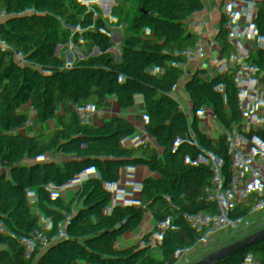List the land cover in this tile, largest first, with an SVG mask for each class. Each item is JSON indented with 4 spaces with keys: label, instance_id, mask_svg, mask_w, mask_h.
<instances>
[{
    "label": "trees",
    "instance_id": "16d2710c",
    "mask_svg": "<svg viewBox=\"0 0 264 264\" xmlns=\"http://www.w3.org/2000/svg\"><path fill=\"white\" fill-rule=\"evenodd\" d=\"M194 1L155 0L154 4L174 11L177 28L193 31L201 23L192 18L189 10ZM21 3L27 21L18 24L13 36L0 48V264H94L97 256L85 246L67 248L59 255L42 253L34 237L54 234L61 239L69 228H75L83 238H89L98 224L103 226L108 264H169L159 256L155 243L165 236L173 239L184 259L194 252L201 254L202 237L196 214L200 195L171 207L162 197L147 201L143 196L147 192L145 181L158 170L149 158V148L162 140L164 133L152 115L148 92L135 77L148 58L147 41L139 34V19H144L139 5L124 0L123 22L114 26L108 7L100 0H0V7ZM244 13L264 27V0H252ZM77 22L83 30L91 31L80 39V45L88 52L97 51L98 59L78 69L91 106L75 119L76 134L71 145L77 149L70 150L59 135H47L37 128V116L10 120L4 105L29 79V58L38 53L55 58L49 47L39 48L43 43L40 38L55 52L68 54L73 64L88 61L77 49L76 38H67L65 30L60 29L65 28L70 37H76ZM257 53L264 56V31L263 39L254 40L253 51H244L239 60H251ZM44 65L42 62L35 70ZM225 99L231 112L245 117L248 124L242 137L233 124L224 125L216 134L214 154L218 165L227 170V176H216L204 190L217 198L219 210L227 216L242 179V168L255 154L264 135V116L249 101L230 93ZM33 110L39 115L37 109ZM206 110L215 111L214 103L207 97L185 118L183 129L203 126ZM57 127L64 130L61 122ZM40 128L43 130V123ZM186 152L182 143L175 168L181 177L180 184L190 188L197 179ZM62 158L71 163L73 158H81L78 189L71 179L76 175L72 166ZM30 172L41 177L42 186L36 185L27 196ZM55 177L59 179L57 184H53ZM147 203L144 218L152 230V247L132 225L133 217ZM179 215H184L183 221L177 219ZM26 232L34 237L20 242ZM10 251H15L14 257L9 256ZM217 263L229 264L222 259Z\"/></svg>",
    "mask_w": 264,
    "mask_h": 264
},
{
    "label": "crops",
    "instance_id": "0c3cea01",
    "mask_svg": "<svg viewBox=\"0 0 264 264\" xmlns=\"http://www.w3.org/2000/svg\"><path fill=\"white\" fill-rule=\"evenodd\" d=\"M252 0H241L239 9L245 11L246 6ZM225 0H210L207 4L209 15L207 19L200 23L198 29L189 31L192 33V39L190 45L198 53V57L203 56V40L205 37L210 35L215 29L221 28L224 26V21L221 17L217 16L214 12V9L224 3ZM142 23L139 29L140 37L145 41H158L161 39V34L156 30L152 18L139 19ZM27 21V18H24L20 21L19 24H23ZM65 30V35L67 38H76L77 49L80 50L83 59L88 61L83 62L81 65H76L71 62L68 54L62 55L61 53L55 52L52 46L46 45L49 47L55 55V58L50 57L47 53L38 54L34 59L40 58L39 55H42V62H45L46 67H40L37 70L36 79L30 80V87L26 92L24 91V84L20 85L16 93L9 97V103L5 106L7 113L11 116L12 119L21 118V108H24L26 113L34 114L31 112L34 108L40 110L39 115L34 114L39 118V127L44 123L45 126L51 127L53 123V112L56 111L57 114H71L77 113L74 108H61L58 104L62 101H70L71 99L79 98L75 97L74 93L77 91L78 79L76 75L68 74L63 80L59 79L56 82V76L53 75L51 69H56L58 72L61 70L70 73V69L74 68L79 73V77L82 81V75L79 72V68L86 65L94 64L98 59L97 51L88 52L86 51L85 46L80 45V39L82 37L88 36L90 30H83L80 23H76L77 36L70 37L65 28H60ZM10 30V23L8 20L0 21V36ZM188 31L187 29H183ZM264 27H259V33L255 39H263ZM41 45V47H44ZM163 57V53H160V59ZM253 58L258 60L261 64V74L260 79L257 80L254 76H249L251 82L254 85V97L256 100L264 104V56L260 53H257ZM40 62V64H42ZM43 66V65H41ZM195 67L194 59H185L179 61L172 70V85L168 91H163L161 88V75L162 69L159 61L154 62L150 69L144 74H140L139 71L135 73L136 81L140 86H142L149 94V104L152 111L154 119L158 122L160 127L163 130L164 137L162 140L154 143L149 151L158 150L161 151L162 157L164 159V167L166 170L175 168L180 157L181 146L183 143V131L187 129H181L177 125L183 123L185 118L192 113V108H198L201 104L206 101V96L204 95L203 81L201 79L193 80L189 76V71ZM62 72V71H61ZM63 73V72H62ZM47 76H52L53 80H49ZM82 86V83H81ZM49 90L50 94L46 91ZM47 93V94H46ZM55 93V94H54ZM66 94V95H64ZM21 101H24L25 104H22ZM57 101L56 107L53 105L44 112V106L46 104H54ZM75 101V100H74ZM21 104L24 107H18L17 103ZM84 99L81 100V105L84 108L83 103H86ZM7 103V102H6ZM67 104V102L65 103ZM262 115L264 111L262 109L257 110ZM70 112V113H69ZM177 113V116L175 115ZM42 114V115H41ZM214 112L206 110L205 112V121L201 127L200 139L203 142V149L200 154L194 157L198 161V164L193 166V171L196 176V183L191 185L190 188L183 187L180 184L178 179H172L168 182V187L165 189L155 188L153 191H150L146 194V200L154 201L156 198H164L168 201L167 206L171 207L179 202L188 201L189 198H192L195 195H200V202L202 206L199 209V212L204 215L208 220V227L201 231L202 239L209 233L214 234L218 238V243L222 249V255H220V260H227L231 264L229 255L232 254L234 259V264H264V239L259 238L255 240L252 244L245 246L240 241V232H237L234 237L231 239V242L228 241V234L233 231L238 225L239 221L231 220L229 224L224 223L220 214L215 213L210 210L209 206L211 203L209 201H204L203 197L205 195V188L210 184L211 180L216 176H224L225 173L219 168L214 167L213 169L207 164V158L210 155V150H213L214 143L216 141V133L220 129L216 125H211L210 117ZM41 115V116H40ZM176 116V117H175ZM46 117V118H45ZM43 119V120H42ZM243 120H246L242 116ZM61 122V126L65 131H69V126L71 125V120L68 117L59 118L58 124ZM40 130H42L40 128ZM44 131V130H43ZM48 132V131H45ZM59 134V133H58ZM66 146V144H65ZM70 150H76L75 146H72L70 143L67 145ZM255 156L258 160L264 158V135L256 149ZM72 166L78 167L75 171V176L73 179L76 180L77 185L80 182L82 163L77 161L72 162ZM249 173L242 172V179L240 184L236 187V193H238L244 204H245V183ZM79 180H78V179ZM41 177L34 175L33 178L30 177L26 180V185L28 191H33L35 186H42ZM31 182H34L33 186ZM251 184V183H250ZM198 198V199H199ZM149 204L147 203L139 212V217L137 221L132 222V225L139 230L141 235L144 238V241L147 242L150 246H153L152 242V230L147 224L144 215L148 208ZM246 206V205H245ZM242 215L244 218L248 215L249 211L247 207L242 210ZM184 217V216H183ZM182 216L180 218L183 219ZM98 224L95 226V234L89 238H83L75 228H69L67 234L58 239V243L55 245L52 254L59 255L65 249L71 248L74 246H85L92 250L96 256L97 260L94 264H105V240L103 234V226L101 231L99 230ZM34 235L31 232L23 233L20 237V242H27L32 239ZM171 251H176L180 254V259H177L174 264H179L184 258L178 249L175 246V243L171 237L168 236L167 246L158 247V253L161 259L166 261L169 264H172V255ZM10 257L15 256V251L9 252ZM2 255L0 254V258Z\"/></svg>",
    "mask_w": 264,
    "mask_h": 264
},
{
    "label": "built area",
    "instance_id": "2783aa9c",
    "mask_svg": "<svg viewBox=\"0 0 264 264\" xmlns=\"http://www.w3.org/2000/svg\"><path fill=\"white\" fill-rule=\"evenodd\" d=\"M100 1L108 7L111 23L114 26L121 24L123 22L124 0ZM154 1L130 0L131 3L139 5L141 17L153 19L156 30L161 34V39L158 41L150 40L147 42L148 58L144 67L139 70L140 74H144L154 62L159 61L162 69L161 88L163 91H168L172 85V70L176 64L187 58L194 59L195 67L189 71V76L193 80L201 79L203 81L204 95L215 105V111H213L214 114L211 115L209 123L218 126L219 130L226 124H233L238 128L240 137H242L248 130L247 121L243 120L242 116L234 115L231 112V105L225 99V95L230 93L239 100L251 102L256 110L262 109L264 111V104L254 97V85L249 78V76H254L257 80L260 79L261 64L255 58L239 60L244 51L248 54L254 49V40L259 33L257 22L246 17L245 13L239 9L241 0H225L224 3L214 9L215 14L224 21V26L215 29L210 35L205 37L203 40L205 46L203 47L204 55L198 57L196 50L189 44L192 39V33L177 28L174 11L167 6L157 8ZM207 4L202 0H196L189 5L190 13L195 21L203 22L207 19L209 15ZM25 17L24 3L16 6L4 4L0 7V21L8 20L10 23V30L0 36V48L3 47L7 39L13 36L14 28ZM39 48L43 47L40 45ZM160 53H163L161 59ZM41 56L39 55L40 58L37 60L31 58L34 62L33 66H30L31 72H34L40 62L43 61ZM195 111L196 108H192V113ZM177 126L181 129L183 128L180 123ZM201 127L191 126L183 134V143L187 148L186 156L192 170L193 166L198 164L194 157L200 154L203 149V142L200 139ZM37 128L40 130L39 125ZM55 146H57V143H55ZM149 158L157 164L158 170L153 177L145 181L147 187V192L143 195L145 200L146 194L155 188L165 189L168 187L169 180H181L176 168L165 169L161 151H150ZM39 159L40 157H37V160ZM61 160L72 166L71 162L63 158ZM258 161L254 154L247 159L242 172L249 173L252 168L256 167ZM207 164L212 169L219 167L225 173L224 176L218 177L227 176V170L218 165L214 154V146L213 150H210ZM29 175L31 178L34 177L33 172H30ZM31 193L32 191H28L27 196H30ZM203 200L211 203L209 206L210 210L220 214L224 221L223 225L227 224V219L239 222L244 219L242 210L246 206L238 193L234 195L233 205L227 216L219 210L215 196L205 191ZM201 206L202 203L199 198L196 204V214L200 234L201 231L208 227L207 218L199 212ZM79 210L82 211L83 207L81 206ZM250 213L249 222L240 231V241L245 246L252 244L259 238L264 239V165L258 167L251 177ZM180 216L183 217L184 215H179L177 219L183 221L184 217L182 219ZM138 217L139 213L133 217L132 222L137 221ZM141 237L144 240L142 235ZM34 238L39 244L42 253H52L58 243V239L54 234L35 236ZM167 239L168 236H165L155 243L158 247H166ZM220 255H222V249L218 243V238L214 234L209 233L202 239L201 254L194 252L189 258L183 259L179 264H219L217 261L220 260ZM105 264H108L106 260Z\"/></svg>",
    "mask_w": 264,
    "mask_h": 264
},
{
    "label": "water",
    "instance_id": "95a60500",
    "mask_svg": "<svg viewBox=\"0 0 264 264\" xmlns=\"http://www.w3.org/2000/svg\"><path fill=\"white\" fill-rule=\"evenodd\" d=\"M28 64L29 66H33L34 62L31 58L28 59ZM52 70V73L53 75L56 76V82L61 79L63 80L64 78H66V76L68 74H74L76 75L77 79H78V87H77V91H75L74 93V96L75 97H79L78 99L75 98V99H71L70 101H62V102H59L58 104L60 105L61 108H66L67 106L69 108H74L77 112L81 113L85 108H88L91 106V101L89 99V97H87L83 91V87L81 86V78L79 77V73L77 72V70H75L74 68H71L69 71L70 73H66V71H63L61 70L60 72H58L56 69H51ZM47 78L51 81L53 80V77L52 76H47ZM36 79V74L35 72H31L30 76H29V79L25 82V92L27 91V88H28V84L30 83V80H34ZM48 94H50V91L47 90L46 91ZM46 93V94H47ZM55 94V93H54ZM66 95V94H64ZM87 100V106L85 108H83V106L81 105V100L82 98H84ZM75 100V101H74ZM22 104H25L24 101H21ZM55 103L54 104H46L44 106V112L46 113V111L50 108L51 105H53L54 107H56L57 105V101H54ZM67 102V104H65ZM21 118H24V119H12L11 116L7 113V110H6V107H4V113L6 115V117L10 120H28L30 119L32 116H35L34 114H30V113H26L24 108H21ZM39 113H41V109L38 110ZM76 114L77 113H71V114H57L56 111L53 112V123L51 125L50 128H52V130L56 129L57 128V124H58V120L59 118H65V117H68L70 120H71V125L69 126V130L70 131H73L74 130V122H75V119H76ZM46 118V117H45ZM46 127V126H45ZM50 130V132H45L43 130H41L44 134H47L50 133V134H57L58 133L56 131H52ZM76 134V133H75ZM71 140L70 138V135L66 137V141L69 142ZM262 165H264V158L259 160L257 162V165L256 167L252 168V170L249 172V175L246 179V183H245V205L247 207V210L249 211L248 215L239 223V225L233 230L231 231L229 234H228V241L231 242V239L234 237V235L237 233V232H240L241 230H243V228L246 226V224L249 222L250 220V217H251V213H250V202H251V177H252V174L254 172H256L257 168L258 167H261ZM74 167V166H72ZM19 179H20V176H18L17 178V182H19ZM72 179V178H71ZM59 182V179L57 177L54 178L53 180V184H57ZM77 189H78V185H77ZM230 257V260H231V264H234V259H233V256L232 254L229 255Z\"/></svg>",
    "mask_w": 264,
    "mask_h": 264
},
{
    "label": "rangeland",
    "instance_id": "374dc122",
    "mask_svg": "<svg viewBox=\"0 0 264 264\" xmlns=\"http://www.w3.org/2000/svg\"><path fill=\"white\" fill-rule=\"evenodd\" d=\"M37 30H38V28L36 29V35H37V38H40L39 37V35H38V33H37ZM42 41H43V44H44V39L43 38H40ZM43 44H41V45H43ZM44 46V45H43ZM45 47V46H44ZM52 51V50H51ZM53 52V51H52ZM53 53H55V52H53ZM30 85V84H29ZM23 86H26L25 84L23 85ZM28 86V85H27ZM28 88H30L29 86H28ZM82 99H84L85 101H87L86 99H85V97L84 98H82ZM9 103V101H7V103L4 105V107L7 105ZM17 103V102H16ZM83 105H84V108L87 106V102L86 103H83ZM17 106L18 107H24V106H21V104H19V103H17ZM34 109H36V108H34ZM38 110V109H37ZM33 111H35V110H33ZM18 119H24V118H18ZM39 119V118H38ZM43 130L44 131H48V127L46 126L45 127V125H44V123H43ZM53 131H56L57 133H61V134H58L59 135V137L62 139V141H63V143H64V145L66 144V146L67 145H69V143L71 144V141H72V139H73V136H75V133H76V131H75V129L73 130V131H65V130H62V128L61 127H57L56 129H54ZM63 132V133H62ZM48 135H51L50 133H48ZM70 135V138H71V140L69 141V142H67L66 141V137L67 136H69ZM70 149V148H69ZM73 161H77L78 163H80L81 162V158H73L72 159ZM73 168V170H74V172L78 169V167H76V166H74V167H72ZM78 179V178H77ZM79 180V179H78ZM72 181L74 182V183H76L77 184V182H76V180L75 179H73L72 178ZM32 183V185L34 186L35 185V183L34 182H31ZM27 190H28V188H27ZM101 227H102V225H99V230L101 231L102 229H101ZM149 242H152V240L151 241H149ZM170 255H172V264H174V262L177 260V259H180V254L179 253H177L176 251H171L170 252Z\"/></svg>",
    "mask_w": 264,
    "mask_h": 264
},
{
    "label": "bare ground",
    "instance_id": "6f19581e",
    "mask_svg": "<svg viewBox=\"0 0 264 264\" xmlns=\"http://www.w3.org/2000/svg\"><path fill=\"white\" fill-rule=\"evenodd\" d=\"M34 72H37V71L35 70ZM31 112H33L34 114H36L35 111H33V110H32ZM36 115H37V114H36Z\"/></svg>",
    "mask_w": 264,
    "mask_h": 264
}]
</instances>
